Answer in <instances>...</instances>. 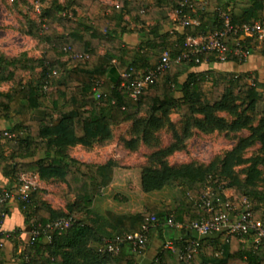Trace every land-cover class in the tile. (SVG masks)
<instances>
[{"label": "trees", "instance_id": "16d2710c", "mask_svg": "<svg viewBox=\"0 0 264 264\" xmlns=\"http://www.w3.org/2000/svg\"><path fill=\"white\" fill-rule=\"evenodd\" d=\"M192 5V15L198 24L164 30L169 22V12L180 0H118L106 5L100 0H59L43 9L41 26L28 22L27 34L38 39L44 50L38 58H7L0 55V83L12 81L7 90H0V118L7 122L0 141V164L4 176L11 177L13 187L19 185L14 174L18 160L25 172L37 174L41 179H57L65 183L73 194V202L64 210L52 208L36 188L29 201L18 200L25 217L26 230L37 227L39 235L18 252L19 227L1 232L12 244L11 252L18 254L20 264H141L138 253L127 241H119L117 252L102 251L106 240L123 238L137 232L143 224L156 222L149 227L146 246L152 231L165 232L174 242L173 249L164 241L150 264H264V244L254 247L253 234H219L199 238L198 252L191 260L185 259V248L197 236L191 230L176 228L168 223H188L208 216L203 204L206 190L210 198L228 197L239 203H251L254 218L264 219V192L251 188L264 169V82L248 72L215 70L219 61L212 53L193 59L175 62L176 55L184 50L187 35L198 36L219 28L224 12L233 24L252 22L264 17V0H186ZM71 7L81 12L74 17L63 11ZM107 9L109 12H107ZM126 16V17H125ZM152 23L148 24V22ZM57 27L62 30L58 31ZM138 31L141 40L129 44L123 34ZM257 41L253 40L252 54ZM103 48V53L99 48ZM167 50L172 61L154 77V82L144 87L136 97H130L121 83L130 82L159 63L161 53ZM264 54V50H263ZM66 57V59H64ZM204 61L205 70H194ZM241 63V62H238ZM42 68L34 83L24 82L25 71ZM119 72L116 81L106 77L109 68ZM123 73L128 74L126 77ZM184 76L183 80H180ZM48 85L55 87L49 97ZM97 93L99 94L97 96ZM179 93L180 95H177ZM226 113L229 118L219 113ZM182 121L181 131L176 129L171 114ZM258 117V118H256ZM129 123L123 138L124 146L134 151L140 144L157 146V133L163 128L171 130L175 140L153 150L148 163L141 169L140 183L143 192L163 189L173 193V201L135 213H104L103 226H94L73 213L91 212L94 198L108 186L114 175L115 160L105 163L84 162L70 154L77 144L90 148L113 136L112 127ZM248 133L236 138L234 144L208 162L188 161L170 164L166 157L183 148V141L194 130L203 133L214 131ZM259 143L257 152L245 156L246 150ZM38 154L40 157L35 158ZM16 165V167H15ZM245 166V180L236 167ZM250 186V188H247ZM209 196V195H208ZM9 214L6 203L0 204V224ZM62 217H71L65 228L46 227ZM181 234L176 236L175 231ZM207 236V235H206ZM7 262L5 245L0 241V264Z\"/></svg>", "mask_w": 264, "mask_h": 264}, {"label": "rangeland", "instance_id": "374dc122", "mask_svg": "<svg viewBox=\"0 0 264 264\" xmlns=\"http://www.w3.org/2000/svg\"><path fill=\"white\" fill-rule=\"evenodd\" d=\"M59 2L64 4L67 0H59ZM50 3L51 0H0V55L6 56L7 58H15L22 55L21 57L24 58L21 59L23 60L42 56L44 50L43 46L38 43L37 38L27 34L26 30L29 21H33L41 26L43 9ZM72 10L71 7H68L63 12L74 17H79L77 9L76 14L71 13ZM57 30L61 31L62 29L57 27ZM64 59H66V57H64ZM41 73V67L25 71L23 74V81L34 83ZM12 84V81L1 82L0 90H7ZM46 91L50 97L55 92V87L53 85H48ZM219 114L229 118L226 113L221 112ZM171 119L175 122L176 129L181 131L182 121H180L179 116L176 113H172ZM128 127V122L113 126V136L110 140L107 142H98L93 144L90 148H86L87 153L85 155H83L81 151H78V153L75 152L76 155L83 156V158L90 161L115 160L117 171L122 172L121 175L117 174V179L113 182V185L108 186L107 189L104 190L105 193L103 195L100 193L101 199H96L93 202L91 212L84 213L76 211L73 213L75 219L78 218L99 227L100 225H104L102 216H104L107 210L120 213H130L138 210L145 211L155 206L162 207L173 201V193L167 186L161 190L143 194L141 193L142 189L140 183L141 169L148 163V156L150 153L157 148L167 146L175 140L171 130L163 128L158 131L156 135L158 138L157 146L140 144L136 150L130 151L122 142L123 138H129L127 134ZM247 133L248 130L246 129L237 133L217 131L203 133L194 130L193 135L183 141V148L168 155L166 160L170 164H179L188 161L206 163L215 155H220L229 149L234 144L237 137ZM258 147L259 143H255L249 147L245 152V156L248 157L255 154ZM70 150L73 149L70 148ZM245 166L247 165L236 167L242 180L246 178L245 173H243L244 168H246ZM259 168L261 173L255 185L251 188L264 192V169L261 166H259ZM16 171L14 176L17 182L20 173L25 172L23 169V161L18 160ZM36 188L40 191L42 200L55 209L64 210L66 204L74 200L73 194L68 191L65 183L57 179H41L39 177L36 182ZM247 188H250V186H247ZM226 193L228 194H226V196L229 197L232 191L227 190ZM127 201L132 205L130 208L122 205ZM135 204H138V207H135ZM27 238L28 234L25 243L19 246L21 251L24 250L27 244ZM167 239H170V237H166L165 240ZM140 255L141 254H138L137 256ZM7 262L9 264H20L18 254L13 255L10 251Z\"/></svg>", "mask_w": 264, "mask_h": 264}, {"label": "built area", "instance_id": "2783aa9c", "mask_svg": "<svg viewBox=\"0 0 264 264\" xmlns=\"http://www.w3.org/2000/svg\"><path fill=\"white\" fill-rule=\"evenodd\" d=\"M192 5L186 0H180L178 5L173 8L174 21L181 26L190 24H198V20L192 15ZM222 24L219 28L208 31L198 36L187 35L184 40V50L175 56L173 61L181 62L183 60L193 59L198 62L199 56L206 53L214 54L219 61L235 58L238 62H246L252 55L253 40L264 41V17L252 22H244L242 24H233L230 16L224 12L220 16ZM172 59L167 50L163 51L157 66L147 71L145 74L134 78L130 84L121 83L125 87L130 97H136L140 91L148 84L154 82V77L166 69ZM128 74L123 73L126 77ZM99 94L97 93V96ZM9 135L4 132L2 136ZM19 185L16 188H0V204L8 203L10 200L17 198L18 200L28 202L30 193L36 189L38 176L36 174L23 172L19 176ZM213 190L208 187L203 200L206 213L199 220L188 223H174L172 216L168 219L170 225L176 228L189 229L197 237L191 240L189 246L185 248V259L191 260L193 255L198 252L199 235L206 236L213 233L219 234H247L252 232L253 246L256 248L264 244V219L254 218L251 209V203L244 199L242 202L236 203L231 201L224 193L225 198H210ZM209 195V196H208ZM150 224H143L137 232L127 234L123 238H115V240L107 239L102 251L117 252L119 249V241H127L138 254H142L146 249V238L149 227L156 222L154 215L149 218ZM72 222L71 217H62L56 219L46 225V227H57L59 229L67 227ZM40 230L32 227L27 231L28 242H33L39 235ZM167 248L173 249L174 242L167 239L165 242Z\"/></svg>", "mask_w": 264, "mask_h": 264}, {"label": "crops", "instance_id": "0c3cea01", "mask_svg": "<svg viewBox=\"0 0 264 264\" xmlns=\"http://www.w3.org/2000/svg\"><path fill=\"white\" fill-rule=\"evenodd\" d=\"M100 1H101V3L106 4V5H115L116 6L118 4V0H100ZM232 1H234V0H232ZM77 11H78V15L80 17L82 14L78 9H77ZM107 12H109L108 9H107ZM173 17H174V13H173V9H172L169 12L170 20L168 23H166L164 25V30H168V29H171V28L176 27V26L178 27V23H177V21H174ZM150 23H152V21L148 22V24H150ZM123 40L129 44H137L141 40V36H140V33L138 31L128 32V33L123 34ZM257 42L258 43L255 47L256 50L254 51V53L249 57V59L246 62L238 63L235 61H225V62L213 63L212 68L215 70H224V71H231V72H236V73L248 72L249 74L257 77V79L260 82H264V54H263L264 41H257ZM103 51H104L103 48L100 47L99 52L103 53ZM207 68H209V65L206 61H204L199 67L195 68L194 70H205ZM119 75H120L119 72L114 67H111L107 71L106 77L109 80L114 82L118 79ZM183 79H184V76H182L180 80H183ZM176 94L180 95L179 93H176ZM259 107L263 108L264 104L261 102L259 104ZM6 126H7V122L4 119L0 118V132L3 131L6 128ZM0 141L5 142V139L3 137H1ZM71 148L73 150L69 149L70 154L73 157H75L81 161L91 162V163H100V164L105 163L107 161V160H105V161L104 160H97V161L92 160V161H90V160H86L85 158H83V156L81 157L79 155H76L75 152L78 153V151L83 152V155H85L87 153V151H86L87 149L84 148L80 144L72 146ZM40 156H41V154H38L35 158H38ZM27 160L28 159H24V160H20V161L25 162ZM2 167H3V165L0 164V188H12L13 187L12 179H11V177H7V176L3 175ZM15 167H16V165H15ZM117 174L121 175L122 172H118L116 169V166H115L114 167L113 180L108 186L113 185V182H115V180L117 179L116 177H118ZM38 178H39V176H38ZM108 186L103 187L101 189L100 193L102 195L105 193L104 190L107 189ZM123 189H126V188H123ZM100 193L96 195V198L93 200V202L96 199H98V200L101 199ZM141 193L147 194V192H142V191H141ZM225 194H227L226 191H225ZM122 199L126 200L125 198H122ZM128 201L124 202L122 205H125V207L130 208V206H132V205H130L128 203ZM6 204L9 208V214L7 216H5L3 221L1 222L0 231L1 232L11 231L16 227H19L22 230V232L20 233V236L17 238L18 242H19V246H20L21 244L25 243L26 236H27L25 217L19 208L17 198L10 200ZM134 206L138 207V204H135ZM140 211H142V210H138L135 212H140ZM135 212L132 211L130 213H135ZM116 213H120V212H116ZM175 234H176V236L177 235L179 236L181 234V232L179 230H176ZM191 236H197V234H195L194 232L191 231ZM211 236H215V235H213V234H209L207 236H200L199 235L198 237L199 238H207V237H211ZM166 237H167V234L165 232L160 234L157 229L155 231H152V233L150 234L148 244L146 246L145 251L140 256L137 257L138 262L141 264H150L153 261V259L155 258L158 250L163 245ZM0 241L5 245L6 257L8 260L9 252L11 251L12 244L9 241V239L6 237H1ZM19 246H18V252L21 251ZM5 264H9V263L6 262Z\"/></svg>", "mask_w": 264, "mask_h": 264}]
</instances>
